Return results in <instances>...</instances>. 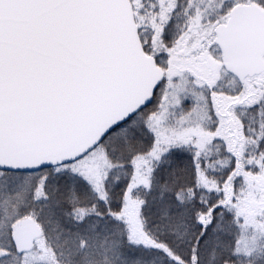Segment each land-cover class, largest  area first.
<instances>
[{"label": "snow or ice", "instance_id": "1", "mask_svg": "<svg viewBox=\"0 0 264 264\" xmlns=\"http://www.w3.org/2000/svg\"><path fill=\"white\" fill-rule=\"evenodd\" d=\"M0 264H264V0H0Z\"/></svg>", "mask_w": 264, "mask_h": 264}]
</instances>
